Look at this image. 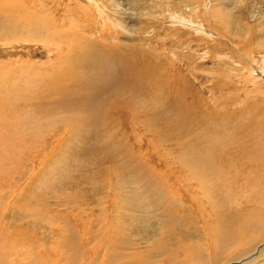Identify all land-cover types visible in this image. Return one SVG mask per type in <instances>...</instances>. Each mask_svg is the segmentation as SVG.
<instances>
[{
    "label": "bare ground",
    "instance_id": "1",
    "mask_svg": "<svg viewBox=\"0 0 264 264\" xmlns=\"http://www.w3.org/2000/svg\"><path fill=\"white\" fill-rule=\"evenodd\" d=\"M141 1L140 6L132 3L125 8L120 0H60L59 3L63 4L60 7L56 5L57 0H0V38L26 34L32 38L40 37L55 41L57 34L60 35L62 42L58 46H51L53 51L57 52V56H61L63 51L64 54L67 51V57L74 53L71 65L65 63L60 65L65 68L62 74L49 77L47 82H42L40 94L43 93L44 96L53 94L56 91L53 90L55 84L64 89L72 87L71 91L75 94L78 87L76 84L82 78L76 67L80 64L87 72H90L91 68H100L97 74L99 79L96 78V81L100 80L99 83L106 95L109 91V94L113 95L105 96L103 108L100 105L102 112L99 117L97 116L98 121L103 125V130L118 131L122 134L120 137L110 134L106 143L121 154L130 152L131 148L135 150V156L129 155L123 159L119 156L120 160L117 162L122 166L132 165H129L131 176L142 184V191L150 194L147 199L153 198L147 207L141 201L114 190L108 193L109 199L105 202L107 205L103 210L105 212H101V202L98 200L100 190L88 179L86 182L88 190L84 196L88 202L89 200L93 202H86L84 207L80 205L84 203L83 201L77 204L69 203L68 206L65 200L57 202L58 209L71 208L64 216L62 215L64 212L59 211V219L46 220L44 215L33 216L14 209L13 212L16 214L14 221H18V225H14L12 229L6 227L7 230L4 227L0 228L3 229L0 230V238L1 233H6L4 236L6 243L1 239L3 244L0 245V264H71L73 261L65 257L69 252L66 249L68 240L72 244V250L82 253L84 259L95 257L94 261H99L97 264H106L105 260H108L109 256L114 257L113 259L121 256L125 260L122 264H227V260L242 262L244 258L248 259L244 264H261L264 243L258 255L253 256V253L260 246L256 245V241L264 239V186L258 185L252 192L237 191L233 185L241 173L230 174L224 169L230 171L252 163L256 165L259 176L264 181V76L255 73L253 68L254 65H258L264 73V21L257 22L256 16L254 24L242 20V24L235 27L234 22L237 20L236 16L238 18L236 15L238 13H235V7L231 9V4L220 0H179L183 3L185 12L181 14L167 10V22L169 21L171 26L164 29L171 32V40L175 38L172 32L185 33L186 37L178 34L177 40L168 46L157 42L154 36L160 28L158 23L163 22L162 19L165 17L151 18L144 13V16H149V20L146 21L147 24L143 21L141 23L149 26L147 28L149 36L147 38L138 35L128 36L127 43H120L118 38L122 33L136 30L129 24L135 10L143 6L148 14L151 8L153 9L150 0H144L146 5ZM108 7H112L111 13L107 11ZM130 9L133 12H129ZM74 10L80 13L75 14ZM77 16L80 21L70 27L68 22ZM97 18L102 21L103 26L90 27L98 20ZM147 29H143L144 33ZM166 34L165 32L164 35ZM110 37L117 43H110ZM160 45L163 49L181 48V53L172 49V54L174 58L181 55L183 59L180 57L175 61L174 58L162 54L155 48ZM113 60L121 62L123 71L119 70V67L115 68ZM181 61L186 63L187 69L174 67ZM206 62L210 66H207ZM188 73L194 79L206 78L205 83L209 82L211 85L205 89L214 95L217 94L216 98L222 101L217 105L221 107L220 109H226L229 106L228 101L233 105L248 104L244 109L235 112L218 113V107L214 108L216 111L209 110L210 103L202 96V91L200 92L193 84ZM50 84L52 86H49ZM252 84H255L253 89ZM118 87H121L119 91ZM122 88L126 90L123 92ZM99 91L102 92L103 89H98L97 92ZM142 94L162 99L164 107L158 111H151L146 116L157 122L158 126L165 128L162 129V136L166 142L172 144L167 147L170 150L169 154L174 157L175 164L193 168L197 172L198 182L195 184L186 181L184 186H181L183 179H179V172H167L171 167L169 164L171 160L164 159V155L160 156V159L154 155L151 140L140 136L134 147L125 141L126 133L133 129L134 118L145 117L133 114L138 107L137 96ZM97 98L99 97L95 99ZM154 126H148L149 130ZM91 131L88 124L84 140L90 138ZM32 160L33 172L39 171L40 167L36 169L39 157L35 155ZM105 161L113 162L114 159L106 155L98 158L95 164L99 165L97 169L100 173L108 174L109 169L105 167ZM142 162L149 165L152 163L150 166L154 168L152 170L158 169L160 172L158 174L165 176L168 183L167 194L164 188L162 190L157 187L153 175L143 171ZM247 172L249 174L250 171ZM248 174L246 179L243 178L246 183H251L252 178ZM240 179L243 180L241 177ZM165 184L163 183V187H166ZM121 201L128 207L133 205L134 209L124 210V206V214L119 216L116 212L112 222L110 215L112 211L118 210ZM42 206L40 205L41 208ZM207 212L213 214L215 218L213 222L206 217ZM154 216L160 217L159 220L161 217V220L167 219L171 224H177L178 228L181 226L183 237L193 225L196 230L190 239L194 237L205 239L202 233L205 228L202 232L197 229L201 225L212 229L211 232L216 231V239L211 241L212 246L214 245V254L208 241L210 235L207 233L206 244L189 243L185 246V243L181 242L183 247L178 242L177 251L170 249L167 244L164 245L165 241L160 246H148V242L158 237L159 231H154L151 235L144 234L142 240L137 242L130 225L136 224L139 220L150 221L149 217L152 220ZM25 218L38 234L22 227L25 225L22 219ZM122 220H125L127 226ZM233 220L239 233L228 232L231 230L230 223H233L231 222ZM222 225L227 227L224 229L227 230L225 234L219 232L223 230ZM104 228L109 232L107 237L102 236ZM122 235L125 236L124 240L121 238ZM235 235H238L237 238ZM41 239L45 242H41ZM172 240L173 237L167 239V242ZM229 251L230 257L227 258L226 253ZM171 252H174L175 256ZM100 255L103 260H99ZM118 262L120 261L117 260V264Z\"/></svg>",
    "mask_w": 264,
    "mask_h": 264
},
{
    "label": "rangeland",
    "instance_id": "2",
    "mask_svg": "<svg viewBox=\"0 0 264 264\" xmlns=\"http://www.w3.org/2000/svg\"><path fill=\"white\" fill-rule=\"evenodd\" d=\"M220 1L231 4V9L235 7V13H238L236 14L238 15V18L236 16L237 20L235 19L236 23L234 22L235 27L237 26V24L240 26L242 24V20H248L249 22H252V24H254L256 22L255 20L257 19L256 16L258 17L257 22L264 21V0ZM59 2L60 0H57V7L63 6V4ZM120 2L121 5L123 4V7L125 8L131 6L132 3L138 4V6L141 5L140 0H120ZM141 2L143 3V5H146L144 0H142ZM149 2L153 9L151 8L148 14L143 8V6L139 9H136L135 7V15L132 19L130 18L129 24H131L132 29H136L137 31L132 30L131 33H122L121 37L118 38V41L120 43H127L128 36L132 37L138 35L143 38H147L149 36V30L147 29L149 26L145 24H147L146 21L149 20V16L151 18L156 16L165 17L162 19L163 22L158 23L160 28L156 31V35L154 36L157 42H161L164 45L168 46L172 45L174 40H177L178 34H181V36L186 37L187 34L185 33L172 32L175 34V38L171 40V32H168V30L166 29L167 27L171 26V23L169 21L167 22V10L171 12H179L182 14L185 12L183 3L179 2V0H150ZM206 7L208 8L209 4H207ZM111 8L112 7H108L107 9V11L110 13ZM259 10L260 12H258ZM74 12L75 14L80 13L77 10H74ZM129 12H133L132 9H130ZM144 13L149 16H144ZM257 13L260 15H257ZM77 21H80L78 16L76 17V19L70 20L68 24L71 27L74 24L76 25ZM141 21H143L145 24H142ZM95 25L103 26L102 21H99V19L95 21L93 25L91 24L90 27L93 28V26ZM164 27L166 28L164 29ZM141 28L142 30H139ZM143 29H147V31L144 33ZM133 31L135 32L133 33ZM164 31L167 33L166 35H164ZM55 36V41L47 39L44 40V38L40 37L32 38L26 34L20 36L11 35L9 37L3 36V38H0V228L4 227L6 229L7 227L8 229L13 227L14 225H18V221H14V215H16L13 212L14 209H16V211L20 210V212L22 213H30V215L32 214L33 216H45L46 220H53L60 218V215H58L59 211L64 212L62 214L64 216L71 209H67L68 211L65 209H58L56 208L57 202H63L65 200V204L66 206H68L69 203L77 204L83 201L84 203L80 205L81 207H84V204L88 202L84 196L86 195L85 191L88 190L86 186V182L88 181H92L98 187L97 189L100 190L98 193L99 198H97L101 202V212H105L103 210L104 206L107 205L105 204V202L109 199L107 198L108 193L111 191L113 192L114 190L116 192L123 193L124 195H128L130 196V198L136 199L137 201H141L147 207H149V201L153 200V198H151L150 200L147 199L150 194L142 191V184L139 183L138 179L136 180V178L131 176L132 174L130 173L131 170L129 167L132 165L128 164L126 166H122L121 163L117 162L118 160H120V157H122L123 159L129 157V155L135 156V150L131 148L130 152H122L121 154L117 153L112 146H109L106 143L108 141V138H110L112 134H116V136L119 137L122 134H120L118 131L109 132L103 130V125L99 124L98 117L102 112L101 109L103 108L105 96L108 95L109 97H111L113 95V93L109 94L110 91L106 95L104 92V88L102 87L101 83H99L100 80L96 81V78H98V70H100V68H91V70H89L90 72H87L84 70L85 68L82 67L80 64L78 65V67H76L77 73H81L80 75L82 76V78L80 79L79 83L76 84L78 85V87L76 89L75 94H73L71 91L72 87H67V89H64L57 84L53 85V90L56 91L53 94H50L49 96L47 95L48 97L44 96L43 93L40 94L41 90L39 89L43 86L42 82H47L49 80V77L52 78L62 74V71H64L65 68L61 67L60 65H62L63 63L71 65L72 56L74 57L73 52L72 54L68 52L70 54V57H67V51L65 52V54L63 51L61 56H57V52H54L51 46H58V44L62 41L59 38L60 35L55 34ZM109 42L112 44L117 43V41L114 40L113 37H110ZM47 47H49V49ZM155 48H157L162 54L170 56V58H174V55L172 54V49H174L177 53H181L182 50L181 48L179 50V48L171 47H169V49L168 47L166 49H163L161 45L160 47L156 46ZM75 53L81 55L79 52ZM180 57L181 59H183V56L180 55ZM180 57H175L174 60L177 61V58ZM113 61L114 63L112 64H114L115 68L117 69V67H119V70L123 71V65H120L121 62H119V60ZM206 65L210 66L207 62ZM174 67L183 68V70L187 69L186 63H182V61ZM253 68H255V73H259L264 76V73H262L258 65H254ZM187 75H189L193 84H195V86L200 89L199 91H202V96L207 98L206 100L210 103V107L208 109L216 111V109L214 108H217V105H220L222 101H219V98H216L217 94L214 95L210 91H206L205 88L210 87L211 84L209 82L205 83L206 78L204 77L201 78V81L200 79H194V77H191L190 73H188ZM52 83H54V81ZM49 86H52V84H50ZM254 86L255 84H252V89L254 88ZM120 88L121 87H118V91L120 90ZM98 89H103V91L97 92ZM122 90L124 92L126 89L122 88ZM82 91L84 92L82 93ZM96 97L99 98L95 99ZM146 99H149L150 101ZM51 100L55 101L52 102ZM136 102V105L138 107L134 110L133 114H135V116L137 117V114H140L141 116L145 117L140 118L139 116L138 118H134L136 122L134 121L133 123V129L126 133L125 141L129 142L134 147L135 144L137 145V141L140 136L145 137V139L151 140V146L153 145L151 148L154 151V155H157L159 159L160 156L162 157L164 155V159L167 158V161L169 159L173 163H169L171 167L167 172H179V179H183L180 183L181 186H184L186 181H190V183L193 184H195L196 181L198 182L197 172L193 168L190 169V167L186 168L187 166H180L178 164H175L174 157L169 154L170 150L167 147L172 144L170 142H166L162 136V129L165 128L163 126H158L157 122L153 121L152 119H149V117L146 116L147 114H150L151 111H158L164 107L162 99L160 97H154L150 94H142L137 96ZM227 103H229V106L226 109H220L221 107H218L219 110H217V112L225 113L240 111L244 109V107L248 104L240 103L238 105H233L229 101ZM100 105H102V108ZM93 115H95L96 117H92ZM121 122L122 120L120 119V123ZM88 124H90L91 126L92 134L89 139L84 140L83 136ZM150 125H155V128L153 127V129H150L152 131L149 130L148 126ZM155 129L158 131H156ZM35 155L39 157V160H37L38 163H36L38 164L36 166V169L39 167L40 169L39 171L33 172L34 164L32 162V159H34ZM106 155L114 159L113 162H104V164H106L105 167L107 166L109 169L108 174L100 173L97 169V166L99 165L95 164L98 158ZM39 161L42 162L40 163ZM141 164L143 165V171L149 173V175H153L152 178H155L157 187L160 189L164 188V191L167 194L168 183L165 180V176H161L160 174H158L160 173L158 169H156V171L152 170L154 169L150 167L151 165H153L152 163L151 165L145 164L144 162H142ZM172 165H174L175 167H172ZM174 170H176L177 172ZM224 171L229 172L230 174L233 172L241 173L238 179L235 178L236 181H234L233 185V188L237 191L242 190L244 192H252L254 189L258 188V185L264 186V181L260 178L259 172L255 164L253 165L252 163H250L246 167L241 166L240 168H234L230 171L228 169H224ZM247 171H250L249 174ZM247 174L248 176H250V178H252V180L249 179V181L251 180V183H246L244 181V178L246 179ZM240 177L243 180H241ZM163 183H166V187H163ZM89 202L93 201L89 200ZM40 205H44V207L42 206V208L45 210H42ZM119 205L122 208L119 207L118 210L116 209L117 211L115 212L112 211L110 215L112 222L114 219V214L116 212L119 216L124 214V206V210L132 209L133 211L134 209L132 207L133 205L131 207H128L127 204L122 201ZM119 210L122 211L120 212ZM104 214L105 213H102V215ZM150 214L152 215V213ZM205 215L210 222L211 219L212 222L215 220L211 212H207ZM154 217L155 218L152 220L151 217H149L150 221L139 220L136 224L130 225L132 230L134 231V236L137 242H140L142 240L141 237L144 236V234L151 235L154 231H159V238L157 237L156 239L152 240V242H148V246H160V244L165 241L166 243L164 245L167 244L166 246H168L172 250H176V244H181V242L185 243V246L189 243L206 244L207 234H209L211 237L210 238L208 236V241L210 243L211 241L216 239V231L211 232L212 229L202 225L200 228L197 229L202 232V230H204L205 228V230L202 232L205 235V239L202 240V238L204 237H202L201 239L197 237L190 239L191 234H194V230H196L193 225L190 226L189 231H191V233L187 231V233L185 232L186 236L183 237V231L180 229L181 226L178 228L177 224H171L167 219L161 220V217V219L159 220L160 217ZM10 218L12 219L10 220ZM26 219L27 218L22 219V222H25V225L22 227H25L31 232L37 233L38 231H34V229L29 225L28 219ZM122 222L123 224H125V220H122ZM231 222H233L230 223L231 230L228 232L231 234H235L236 232H238L235 229V221L233 220ZM125 225L127 226V224ZM226 228V226L222 225L223 230L219 232L225 234L227 230L224 229ZM3 234L4 233H1L0 245L3 244V240H6V238L4 237L6 233L4 235ZM102 234L103 237H107L109 235V232L106 230V228H104L102 230ZM170 236L173 237V240L167 242V239L171 238ZM237 236L238 235H235V238H237ZM121 238L124 240L125 236L122 235ZM43 241L44 240L41 239V242ZM186 241L189 242L187 243ZM4 243H6V241ZM68 243V248L66 249L69 252H67L65 257L68 260L73 261L71 264H97L99 262L97 260L94 261L95 257H93L92 259H84L82 253L74 251V249L72 250V244L69 240ZM263 243L264 239H259L258 241H256V245L260 246H258V250L253 253V256L258 255V251L261 249ZM210 245L212 254H214V245L212 246V243ZM91 246L96 247L94 245ZM216 247L218 248V245H216ZM171 254L175 256L174 252H171ZM226 257H230V251L226 253ZM99 258V260H103L101 259V255ZM108 258V260H105L106 264H112L113 262L114 264H117V260L121 262H118L119 264H122L123 262L125 263V260L121 256L117 259H113L114 257L111 258V256H109ZM247 260L248 259L246 258H244L242 262H232V260H227V264H244L247 262ZM260 262L261 264H264V254L260 258Z\"/></svg>",
    "mask_w": 264,
    "mask_h": 264
}]
</instances>
